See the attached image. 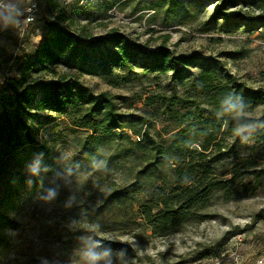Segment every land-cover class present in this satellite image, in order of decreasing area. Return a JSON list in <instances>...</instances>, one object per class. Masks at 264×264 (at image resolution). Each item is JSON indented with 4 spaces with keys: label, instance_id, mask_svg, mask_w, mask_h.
<instances>
[{
    "label": "rangeland",
    "instance_id": "rangeland-1",
    "mask_svg": "<svg viewBox=\"0 0 264 264\" xmlns=\"http://www.w3.org/2000/svg\"><path fill=\"white\" fill-rule=\"evenodd\" d=\"M203 1L194 5L187 0H0V87L17 73V61L25 60L43 40L46 24L53 23L87 40L120 35L140 55L165 47L173 56L198 54L216 62L232 80L234 103L242 98L244 117L255 120L264 113V100L256 104L245 100L264 98V1ZM225 2L220 9L215 7ZM32 4L34 21L28 25L23 19ZM223 13L232 17L234 25ZM245 22H254L255 28ZM53 70L57 75L41 72L33 79L75 80L90 94L106 93L116 113L148 118L158 143L177 139L175 122L160 112L168 98L187 99L192 94L174 87L169 73H148L137 65L115 70L109 78L66 66ZM192 100L199 110L196 114L212 113L203 97ZM51 114L53 121L38 129L37 141L45 146V153L30 157V149L25 148L15 157L12 173L37 178L45 187L25 195L6 212L20 225L17 230H0V264H77L84 236L103 239L112 250V264H264V142L234 136L236 118L226 112L215 116L220 123L216 139L220 150L212 146L206 158L212 175L222 180L229 179L232 167L239 165L232 189L214 192L207 206L198 210L205 216L199 221L152 232L138 212L124 218L128 206L107 201L114 191L132 189L141 169L135 157L123 156L119 141L102 134L93 138L79 126V115L70 119ZM198 140L191 139L190 148L197 147ZM33 167L36 175L30 171ZM49 189L57 195L46 202L42 197ZM132 193L136 198L143 194ZM92 224H99V230L90 231Z\"/></svg>",
    "mask_w": 264,
    "mask_h": 264
},
{
    "label": "trees",
    "instance_id": "trees-1",
    "mask_svg": "<svg viewBox=\"0 0 264 264\" xmlns=\"http://www.w3.org/2000/svg\"><path fill=\"white\" fill-rule=\"evenodd\" d=\"M187 1L194 5L204 2ZM225 4H216L215 7L220 9ZM52 7L57 9V3L52 2ZM222 15L234 25L232 17L226 13ZM244 25L255 28L254 22H245ZM139 53L120 35L87 40L53 23L46 24L43 40L25 56V60L17 61V73L7 77L0 87V230H17L20 224L9 218L6 212L15 208L25 195L40 192L45 187L37 178L24 179L12 172L15 157L23 149H30V157L45 153V146L37 141L38 129L42 124L53 121L51 113L55 117L70 119L79 115V126L93 133V138L102 134L119 141V152L123 156L135 157V164L141 169L137 170L132 189L114 191L107 201L112 205L128 206L129 214L124 218L130 219L132 213L138 212L143 224L152 232L169 231L189 221H199L205 216L198 210L207 206L214 192L229 193L232 183L239 178V165L232 167L229 179L222 180L212 175L214 172L206 158L212 146L220 150L216 141L220 123L216 122L215 116L224 115L227 104L237 100L230 91L232 80L220 72L216 62L202 59L198 54L173 56L165 47L151 54ZM136 65L148 73H169L174 87L192 94L187 99L168 98L162 106L160 113L168 114L175 122L173 129H178L177 139L169 144L155 140L150 133L152 125L148 118L116 113L115 104L106 93L90 94L79 82L65 81L64 76L42 83L33 79L41 72L57 75L53 68L58 66L109 78L115 70H129ZM197 96L203 97L210 105L211 114H196L199 110H196L192 99ZM260 100L264 98L252 96L245 102L256 104ZM40 113L46 114L42 116ZM41 116L43 121L39 120ZM33 118L36 119L35 126L30 123ZM249 122L256 127L242 134V140L264 142V113L255 120L242 117L232 124ZM191 139H200L197 147L190 148L188 143ZM134 191H142L141 198H136ZM2 238L0 235V240Z\"/></svg>",
    "mask_w": 264,
    "mask_h": 264
},
{
    "label": "clouds",
    "instance_id": "clouds-1",
    "mask_svg": "<svg viewBox=\"0 0 264 264\" xmlns=\"http://www.w3.org/2000/svg\"><path fill=\"white\" fill-rule=\"evenodd\" d=\"M10 7V6H9ZM8 20H5L7 23ZM246 105L242 102V98H238L236 103H229L225 108V112L233 116V118L240 119L244 117ZM256 125L254 123H238L233 129V135L236 137L242 136L246 132L252 131ZM33 175L37 174L36 167L30 169ZM57 195L55 189H49L47 195L42 197L46 202L53 200ZM99 224H92L90 231H98ZM111 249L104 246L103 239L95 236H84L80 238V247L77 249L78 261L77 264H112L109 257L111 256Z\"/></svg>",
    "mask_w": 264,
    "mask_h": 264
},
{
    "label": "built area",
    "instance_id": "built-area-1",
    "mask_svg": "<svg viewBox=\"0 0 264 264\" xmlns=\"http://www.w3.org/2000/svg\"><path fill=\"white\" fill-rule=\"evenodd\" d=\"M27 12H26V16L24 17V21H25V23L26 24H28L29 25V23H32L33 21H34V17H33V11H35L34 10V5L32 4V5H29V6H27Z\"/></svg>",
    "mask_w": 264,
    "mask_h": 264
}]
</instances>
